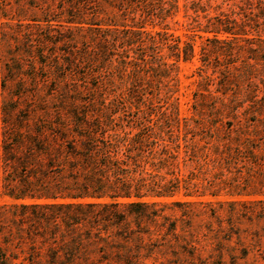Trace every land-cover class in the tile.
Returning a JSON list of instances; mask_svg holds the SVG:
<instances>
[{
    "label": "trees",
    "instance_id": "16d2710c",
    "mask_svg": "<svg viewBox=\"0 0 264 264\" xmlns=\"http://www.w3.org/2000/svg\"><path fill=\"white\" fill-rule=\"evenodd\" d=\"M246 2L243 11L213 0L18 3L20 21L30 9L41 14L32 18L36 32L2 51L6 80L16 82L13 102L30 106L0 126V197L11 199L0 202V264L20 257L30 264H225L226 254H236L223 227L212 228L213 237L202 230L199 207L211 202L178 196L240 194L236 177L209 173L238 169L248 147L232 135L239 128L213 134L180 116V62L196 49L194 38L171 31L170 19L183 7L198 37L233 44L248 27L264 29V0ZM221 72L215 90L213 74L200 73L195 105H242L231 66ZM182 123L185 152L198 167L188 175L174 129ZM210 239L218 248L205 253Z\"/></svg>",
    "mask_w": 264,
    "mask_h": 264
},
{
    "label": "rangeland",
    "instance_id": "374dc122",
    "mask_svg": "<svg viewBox=\"0 0 264 264\" xmlns=\"http://www.w3.org/2000/svg\"><path fill=\"white\" fill-rule=\"evenodd\" d=\"M24 1L32 3L33 0H0V126L3 127L6 122L13 123L18 120L16 113L29 107L30 105H18L13 102L15 96L16 82L6 80L11 75L9 70L10 64L2 56L5 48L4 43H11L12 47L19 48L26 39L25 33L37 31V21L32 18L34 15H40L41 12L35 13L33 9L27 12V18L23 21L19 20L17 14L18 3ZM205 1V0H204ZM257 6V0H253ZM184 0H181L183 3ZM214 3H220L226 10L231 8L236 11H243L242 8L249 7L246 0H213ZM215 10L212 8L211 13ZM185 11L182 7L180 13L175 19H170L171 31L180 34L183 39L194 38L196 56L191 61L180 62L179 77L181 81L180 90L178 92L180 105V116L189 118L193 127L204 125L211 133H221L233 129L232 135L240 134V137L246 141V149H244V162L238 169L233 171L225 170L224 174L218 170H212L209 177H225L239 181L240 194H228L226 190L218 196L195 195L186 196L182 190L179 193L180 198L203 199L210 201L211 204L201 208L199 219H202L203 232L213 237L215 231L223 229L221 235L232 237L233 244L237 248L236 254L232 257L226 254L225 264H264V166L256 164L262 158L264 159V29L248 27L243 36L233 44L228 43H207L196 35V32L189 28V17L184 16ZM204 19V18H202ZM42 28L46 26L45 22H41ZM37 28V29H36ZM40 28V27H39ZM40 28V29H42ZM29 30V31H28ZM4 46V47H3ZM206 51L211 55L214 62L210 67L203 66L202 51ZM236 53L235 57H230L229 53ZM220 54L221 60L217 62L215 55ZM235 60V61H234ZM226 64L232 68L235 89L242 97V105H195V92L199 88V80L202 79V73L213 74L216 78L210 87L215 90L219 77L222 76L221 68ZM204 67V68H202ZM204 81H201L203 83ZM4 84L6 87H4ZM253 99V100H252ZM167 105H161L164 110ZM13 111V112H12ZM221 113L222 116H221ZM235 113L237 115L234 120ZM233 114V115H232ZM229 115V116H228ZM179 133L180 148V167L182 171L188 175L191 171H198V167L194 161L188 158L185 152V129L183 123L180 130L174 128ZM200 132V131H199ZM188 134V137L192 136ZM3 135H0V138ZM201 139V134L195 136ZM212 140L214 137L211 138ZM203 143V140H200ZM188 159V160H185ZM264 162V160H263ZM232 180L229 183L232 182ZM203 182V179H196ZM204 183H207L205 180ZM9 197H0V202L10 201ZM233 200H240L237 205L231 204ZM222 201V202H219ZM210 229H209V228ZM207 251H216L218 248L214 239L207 241ZM214 259L216 254H212ZM11 264H30L28 261L22 262V257L14 259ZM207 264H212L211 260Z\"/></svg>",
    "mask_w": 264,
    "mask_h": 264
}]
</instances>
